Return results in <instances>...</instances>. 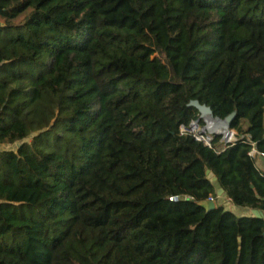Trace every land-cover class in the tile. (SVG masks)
Segmentation results:
<instances>
[{
    "label": "trees",
    "instance_id": "1",
    "mask_svg": "<svg viewBox=\"0 0 264 264\" xmlns=\"http://www.w3.org/2000/svg\"><path fill=\"white\" fill-rule=\"evenodd\" d=\"M192 99L264 151V0H0V264H264V172Z\"/></svg>",
    "mask_w": 264,
    "mask_h": 264
},
{
    "label": "built area",
    "instance_id": "2",
    "mask_svg": "<svg viewBox=\"0 0 264 264\" xmlns=\"http://www.w3.org/2000/svg\"><path fill=\"white\" fill-rule=\"evenodd\" d=\"M178 134L180 136H191L194 140L214 149L217 153L223 151L228 145L241 140L249 144L250 148L247 154L252 160L264 159V151L256 147V142L251 140L247 133H238L236 129L228 128L215 118L207 115L198 114L197 117L192 118L186 124H179ZM181 198H186V196H169V200L172 201ZM206 200H214V198L209 196Z\"/></svg>",
    "mask_w": 264,
    "mask_h": 264
},
{
    "label": "water",
    "instance_id": "3",
    "mask_svg": "<svg viewBox=\"0 0 264 264\" xmlns=\"http://www.w3.org/2000/svg\"><path fill=\"white\" fill-rule=\"evenodd\" d=\"M188 106L194 107L198 113L200 115H207L210 116L212 118H215L217 121H219L221 124L225 125L226 127H230V122L232 121V119L234 118L235 114H236V110L232 111L230 114H228L226 117L224 118H219L217 116H214L212 114V111L210 109V107L204 103H200L198 100L196 99H192L187 103ZM207 177L212 181L215 182L216 181V177L213 175L212 172H210L209 170H207ZM217 196H221L223 193V190L221 188L217 189ZM198 205L202 206L203 208H205L207 211L212 210L216 207V202L214 200H202L198 202ZM250 213L253 216H258L260 217L262 215L261 211L259 210H255V209H250ZM240 238H238V242L240 243Z\"/></svg>",
    "mask_w": 264,
    "mask_h": 264
},
{
    "label": "crops",
    "instance_id": "4",
    "mask_svg": "<svg viewBox=\"0 0 264 264\" xmlns=\"http://www.w3.org/2000/svg\"><path fill=\"white\" fill-rule=\"evenodd\" d=\"M263 125H264V112H263ZM242 126L243 128L246 127L245 121H243ZM256 161H257L256 165L258 166V168L264 172V159L259 158ZM214 201L216 202V204L223 205L225 209H227V207H230L236 216L251 214L249 208L238 207V206L233 205L223 193L221 196H217L216 199H214Z\"/></svg>",
    "mask_w": 264,
    "mask_h": 264
},
{
    "label": "rangeland",
    "instance_id": "5",
    "mask_svg": "<svg viewBox=\"0 0 264 264\" xmlns=\"http://www.w3.org/2000/svg\"><path fill=\"white\" fill-rule=\"evenodd\" d=\"M28 14V11L24 12L23 14L19 15L17 18L14 19V22H20L23 17ZM19 142L13 144H0V150L2 149H15ZM227 210L232 211L230 207H227ZM233 212V211H232Z\"/></svg>",
    "mask_w": 264,
    "mask_h": 264
}]
</instances>
